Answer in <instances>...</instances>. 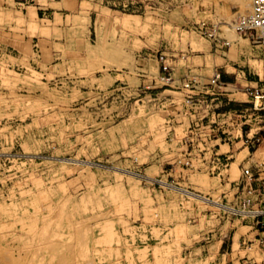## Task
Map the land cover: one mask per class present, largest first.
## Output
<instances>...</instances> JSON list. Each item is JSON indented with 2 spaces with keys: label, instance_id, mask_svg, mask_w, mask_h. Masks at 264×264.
<instances>
[{
  "label": "rangeland",
  "instance_id": "rangeland-1",
  "mask_svg": "<svg viewBox=\"0 0 264 264\" xmlns=\"http://www.w3.org/2000/svg\"><path fill=\"white\" fill-rule=\"evenodd\" d=\"M25 1L33 2L28 13ZM250 2L0 0V264L264 262L257 225L242 226L246 221L216 203L152 185L145 179L166 180L161 167L130 160L136 144L153 147L146 136L160 129L176 93L123 99L113 81L117 76L136 87L145 78L140 69L154 77L157 60L144 54L166 49L187 54L173 62L176 80L196 64L205 73L217 66L224 75L223 63L235 70L228 58L245 71L238 83L264 87V45L224 26L231 44L214 51L192 28L202 19L226 25ZM38 3L62 13L39 19ZM45 25L50 30L41 33ZM250 152L249 161L264 162V145ZM183 181L171 185L202 195L214 188L203 172ZM221 186L206 196L232 207V191ZM217 231L226 236L221 263L213 262L215 243L223 240ZM199 244L208 245L202 256Z\"/></svg>",
  "mask_w": 264,
  "mask_h": 264
},
{
  "label": "built area",
  "instance_id": "built-area-1",
  "mask_svg": "<svg viewBox=\"0 0 264 264\" xmlns=\"http://www.w3.org/2000/svg\"><path fill=\"white\" fill-rule=\"evenodd\" d=\"M222 24L221 21L202 19L194 22L192 28L213 47L228 46L231 40L222 34L226 33ZM226 25V29L235 34L264 45V0H251L249 10L237 14ZM178 55L185 58L187 54H168L166 49L147 52L144 57L157 60V74L149 77L146 69H140L138 75L145 78L136 87L119 78L114 89L123 99L127 95L145 93L155 100L161 95H169L165 91L176 93L169 98L171 101L166 108L171 106V109L164 115L160 129L146 136L149 142H154L152 160L160 165L169 184L179 185L181 177L198 170H204L220 184L227 183L234 201L228 212L251 218L260 229L258 239L264 248V162L249 161L250 151H257L264 145L261 125L264 87L238 83V77L246 79L243 69L233 70L234 80L230 81L217 66L205 73L200 64L187 65L176 80L173 62ZM237 92L244 93L249 99L236 97ZM247 102H250L249 106ZM146 144L135 145L131 155L135 166L151 163L140 160L141 147ZM224 144L226 148L222 149ZM237 156L239 172L234 177L230 176L229 168ZM145 180L152 185H162L157 179ZM226 192L221 191L219 196L225 199Z\"/></svg>",
  "mask_w": 264,
  "mask_h": 264
},
{
  "label": "crops",
  "instance_id": "crops-1",
  "mask_svg": "<svg viewBox=\"0 0 264 264\" xmlns=\"http://www.w3.org/2000/svg\"><path fill=\"white\" fill-rule=\"evenodd\" d=\"M23 4H24V10H25V12L26 13H28L29 12V6L31 5V4H33V2L32 3H27L26 1L25 2H23ZM35 6V12H36V15H37V18H39V19H44V20H46V21H49V20H56L57 18H59L58 16H59V14L60 13H62L61 11H60V9L59 8H57V7H55V6H51V5H48V6H44V5H42V4H40V3H38V4H36V5H34ZM49 28L45 25V26H42V27H40L39 28V31L41 32V33H47V32H49ZM204 40L205 41H208L209 43H210V45H211V48L214 50V51H220L218 48H214L213 47V45L211 44V42L208 40V39H206V38H204ZM226 60H228V62H231L232 63V66L234 67V69H238L237 67H239V63L237 62V61H235V60H229L228 58H226ZM30 63L31 64H33V61L32 60H30ZM35 66H36V64H34ZM223 65L225 66V70H226V73H224V77L227 79V80H230V81H233L234 80V76L233 75H231V73L233 72V71H229L227 68H226V64L225 63H223ZM183 70V69H182ZM233 74V73H232ZM117 80H119V77H117V76H115V78L113 79V81H117ZM82 90V89H81ZM84 91H86V90H84ZM221 148L222 149H225L226 148V145L224 144V145H221ZM132 152V151H131ZM133 153V152H132ZM132 153H130L129 154V158H130V160H132L131 159V155H132ZM154 155H155V153H153V147H151L149 144H146L144 147H143V149L141 150V152H140V160L142 161V162H146V161H151V164H148L147 166H145L144 168H148V167H151L152 165H156V166H160L158 163H156V161H153L152 159H153V157H154ZM206 173L204 170H198V171H196L195 173ZM238 172H239V157L237 156L236 158H235V160H233V162H232V164H231V166H230V168H229V174H230V176H234V177H236L237 175H238ZM145 174H147V172L145 173ZM165 176H166V174H165ZM164 176V177H165ZM209 177H210V182L211 183H214L213 185V189H216V187H217V184L218 185H222L221 187H225L226 185H227V183H224V184H220V183H218L217 181H214V178L212 177V176H210L209 175ZM139 178V177H138ZM142 179H144V178H142ZM185 179V177H181L180 178V183H183L184 180ZM201 182H203L202 180H201ZM191 184H194L193 182H191ZM216 185V186H215ZM179 188H183V189H186V190H188L186 187H179ZM151 190L152 189H154V187H151L150 188ZM192 190L194 189V188H191ZM213 189L211 188V189H209V191H206L205 192V194L207 195V196H212V191H213ZM217 190H219V189H217ZM197 191V190H196ZM221 191H223V190H221ZM220 191V192H221ZM190 192V191H189ZM201 192V191H200ZM220 192L218 191V193L220 194ZM183 193V192H182ZM190 193H192V194H186V193H183V194H186V195H188V196H192V197H194L195 199H197L198 198V200H201V201H205V202H213V203H216V204H218V201L217 200H212V199H210V198H208L206 195H202V194H198V193H196V192H190ZM194 194V195H193ZM203 197V198H202ZM205 197V198H204ZM215 201V202H214ZM224 204V203H223ZM218 206H219V204H218ZM220 207V206H219ZM221 208V207H220ZM241 218V221L243 222V221H246V223H242V226H255V224L253 223V221H252V219L251 218H242V217H240ZM249 222H252V223H250V224H248ZM256 230H257V232L255 233V234H258L259 233V230H258V228H256ZM235 231H236V229H235ZM235 231L233 232V234L231 235V241H234V234H235ZM216 233H219L222 237H223V240L222 241H220V240H217V242L215 243V245H217L216 247H217V249H218V253H217V255L215 256V259H213V262H215V263H221L222 262V255L224 254V252H221L220 250L222 249V247H223V242H225V240H226V236L225 235H223L222 234V232L221 231H217ZM243 239L245 240V237H243ZM201 247H202V251H201V254H200V256H202V254L203 253H205L204 251L207 249L208 250V245H206V244H199ZM232 245V244H231ZM196 247H198L197 245H195V246H192V247H189L190 248V250L186 253V256H188V255H190V253L191 252H193V249L194 248H196ZM215 247V248H216ZM208 253H209V251H208ZM197 257V256H196ZM262 264H264V262L262 263Z\"/></svg>",
  "mask_w": 264,
  "mask_h": 264
},
{
  "label": "bare ground",
  "instance_id": "bare-ground-1",
  "mask_svg": "<svg viewBox=\"0 0 264 264\" xmlns=\"http://www.w3.org/2000/svg\"><path fill=\"white\" fill-rule=\"evenodd\" d=\"M224 26H226L227 27V25H223L222 24V27H224ZM234 33V32H233ZM245 152H246V150H245ZM128 173V172H127ZM157 180H159V182L161 183V184H163V185H166V187H172L173 189H176L177 191L179 190V191H181V192H183V193H186V194H192V193H190V192H193V191H190V190H186V189H183V188H179V187H175V186H172L171 184H169L168 182H165V181H163V179H158V178H156ZM168 185V186H167ZM173 185H175V184H173ZM190 191V192H189ZM194 195V194H193ZM192 197V196H191ZM203 198V197H202ZM205 198V197H204ZM198 199V198H197ZM215 202V201H214ZM219 204V206L221 207V208H224V209H231V207H229V206H227V205H225V204H222L221 202L220 203H218ZM217 204V205H218Z\"/></svg>",
  "mask_w": 264,
  "mask_h": 264
}]
</instances>
